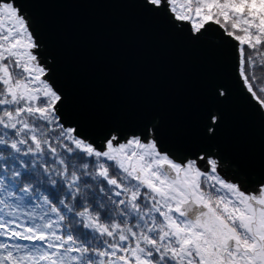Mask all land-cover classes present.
<instances>
[{
    "label": "snow or ice",
    "instance_id": "6c2138e0",
    "mask_svg": "<svg viewBox=\"0 0 264 264\" xmlns=\"http://www.w3.org/2000/svg\"><path fill=\"white\" fill-rule=\"evenodd\" d=\"M64 2L0 0V264H264V0H129L221 68L194 134L77 94L46 10ZM237 101L258 156L221 143Z\"/></svg>",
    "mask_w": 264,
    "mask_h": 264
},
{
    "label": "water",
    "instance_id": "95a60500",
    "mask_svg": "<svg viewBox=\"0 0 264 264\" xmlns=\"http://www.w3.org/2000/svg\"><path fill=\"white\" fill-rule=\"evenodd\" d=\"M51 41L69 83L102 112L150 110L195 133L205 82L221 68L150 21L129 0H69L47 6ZM225 148L258 156L260 126L237 101L226 110Z\"/></svg>",
    "mask_w": 264,
    "mask_h": 264
}]
</instances>
